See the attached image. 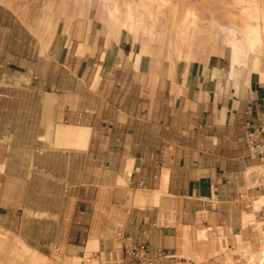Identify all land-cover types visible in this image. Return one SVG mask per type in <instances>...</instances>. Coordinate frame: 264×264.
I'll return each instance as SVG.
<instances>
[{
  "label": "crops",
  "instance_id": "crops-1",
  "mask_svg": "<svg viewBox=\"0 0 264 264\" xmlns=\"http://www.w3.org/2000/svg\"><path fill=\"white\" fill-rule=\"evenodd\" d=\"M255 2L153 7L132 29L100 0H0V228L97 264H234L259 247Z\"/></svg>",
  "mask_w": 264,
  "mask_h": 264
},
{
  "label": "rangeland",
  "instance_id": "rangeland-1",
  "mask_svg": "<svg viewBox=\"0 0 264 264\" xmlns=\"http://www.w3.org/2000/svg\"><path fill=\"white\" fill-rule=\"evenodd\" d=\"M103 3L104 10L112 11L118 14L119 10L117 7H125L128 9L125 19L123 16H115L121 22L123 18L124 23L129 22V28L133 29L132 24L136 27H142L150 20H156L157 15H151L153 7H165V6H177L182 3H187L189 7H192L193 0H100ZM255 1L248 0L249 8L255 10ZM114 5V6H113ZM129 7V8H127ZM134 12V15H133ZM111 18L112 15L110 16ZM118 21V22H119ZM264 228V223H263ZM260 246L253 248L249 245L240 246L239 252L236 257L237 260L234 264H264V233L261 237ZM0 264H97L96 261L90 259L73 258L64 254H44V256L35 253L29 249L24 242L9 232L0 228ZM3 259V260H2ZM5 260V261H4Z\"/></svg>",
  "mask_w": 264,
  "mask_h": 264
},
{
  "label": "built area",
  "instance_id": "built-area-1",
  "mask_svg": "<svg viewBox=\"0 0 264 264\" xmlns=\"http://www.w3.org/2000/svg\"><path fill=\"white\" fill-rule=\"evenodd\" d=\"M243 139L248 149L250 157H259L264 168V117L260 119L257 126L252 127L250 120L243 125ZM142 249H129L127 255H139Z\"/></svg>",
  "mask_w": 264,
  "mask_h": 264
},
{
  "label": "bare ground",
  "instance_id": "bare-ground-1",
  "mask_svg": "<svg viewBox=\"0 0 264 264\" xmlns=\"http://www.w3.org/2000/svg\"><path fill=\"white\" fill-rule=\"evenodd\" d=\"M105 1V0H104ZM250 28V27H249ZM1 251V250H0ZM1 254V253H0ZM3 260V259H2ZM5 261V260H4ZM0 263H1V260H0Z\"/></svg>",
  "mask_w": 264,
  "mask_h": 264
}]
</instances>
